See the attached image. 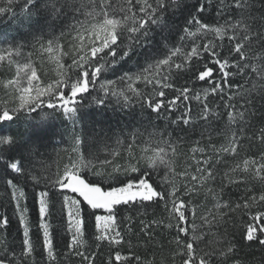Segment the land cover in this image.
Here are the masks:
<instances>
[{"label":"snow or ice","instance_id":"snow-or-ice-1","mask_svg":"<svg viewBox=\"0 0 264 264\" xmlns=\"http://www.w3.org/2000/svg\"><path fill=\"white\" fill-rule=\"evenodd\" d=\"M3 17L24 29L0 34V183L22 239L17 250L0 238V264H96L102 245V264H253L244 248L264 251V0H0ZM109 111L131 120L114 127ZM58 120L68 146L49 162ZM120 206L164 215L135 233ZM9 223L0 213V230Z\"/></svg>","mask_w":264,"mask_h":264},{"label":"trees","instance_id":"trees-1","mask_svg":"<svg viewBox=\"0 0 264 264\" xmlns=\"http://www.w3.org/2000/svg\"><path fill=\"white\" fill-rule=\"evenodd\" d=\"M215 3V0H214ZM207 19L205 20V22H209L212 23L213 21V17L215 15L214 10L211 13H206L205 14ZM23 31L24 29L22 28H18L17 25L15 24V22H11L8 20V17H3L0 18V34L3 33H7L11 36H15L17 38H23ZM133 66V62L130 61L125 67L124 70L127 71L130 68H132ZM134 70V69H133ZM117 75H119V72H117ZM180 83H183V80L180 81ZM207 85L204 83L198 84L197 87H206ZM213 104L218 103V99H213L211 101ZM195 107V104H194ZM137 114L139 115V109H136ZM147 115V114H145ZM96 118H99L98 116ZM105 118L108 119V122L111 123L114 127L117 126H124L126 125L130 120L131 117L128 116H124L123 114H119V113H112L111 111L105 113ZM154 118V117H153ZM157 123H162L160 121H158ZM14 132H19L20 135H24L25 134V129L23 126H21L19 129H17V126L14 124L11 126ZM66 127V125L64 123H61L59 120L56 121L55 124V128L53 129V133L54 135L52 136V140L51 143L47 149L48 153L51 154V160L49 162H54L56 160V156L55 153L53 152V149H62L66 146H68L67 143H62L61 142V135L59 133H61L64 128ZM181 135H184V133H181ZM189 135V139L186 141L182 151L187 153L193 142L197 139V137L195 135L192 134H188ZM64 141L68 142L69 141V136L67 133H64ZM221 139L217 138L215 136H213L212 139V143H215L217 145H219L221 143ZM204 144H207V140H205L203 142ZM61 155H64L63 153H61ZM103 155L101 156V159H103ZM229 195L231 196L232 199H236L240 193L236 190V189H230L228 190ZM225 199L228 198V196L226 195L224 197ZM202 199V197H201ZM27 205L30 209V217H31V235L33 240H37L38 238V231H37V224H38V219H37V215L35 212V207L33 204V200L31 198V195H29L28 201H27ZM87 208L85 207V212L87 213ZM201 211H203V209H201ZM6 212V214L10 217V223L9 226L6 230H0V238H4L6 240L7 243L15 246L17 248V250H19V245L21 243V239H22V230L19 227L18 224V220H17V216L13 213L12 207L10 205H8V197L4 192V188H3V184L0 183V213H4ZM138 212H146L147 215L146 216H141L138 215ZM131 214L133 217H135V222L133 225V231L135 233L139 232L140 229V224L139 221L141 219L144 220H150L153 218H159L161 216L164 215L163 210L162 209H156L154 207H149L147 209H133L131 211V213H129V211L127 210L126 206H120L117 212V217L118 220L121 219L123 216L125 215H129ZM52 222L54 224V226L56 224L59 223V219L57 217H53L52 218ZM121 228L123 230L124 225L121 224ZM88 231L89 233H92L94 231V218H93V222H90L88 225ZM157 236L156 239L160 241V243H163L165 245V249L164 252L165 254H167L168 252V247H167V240L170 238L167 234V232H165L162 229H157ZM141 238L142 234H141ZM209 239H212V237H209ZM54 243L56 246V249L58 252H62L64 250V245L66 243L65 240V233L63 231L58 232L55 236H54ZM133 243H136V237L133 236ZM37 248H39V245H37ZM245 252H248L250 254L249 259L252 260L253 264H264V251H262L258 246L256 245H252V247L250 248H244ZM107 252H108V248L107 245H102L101 249H100V255L98 256L97 260H96V264H102V260L104 258H106L107 256ZM138 252L141 255L145 254V249L140 248L138 249ZM2 254V253H0ZM148 255H151V252H148ZM36 259L39 261L40 260V256L37 254ZM73 264H78V261H73Z\"/></svg>","mask_w":264,"mask_h":264}]
</instances>
